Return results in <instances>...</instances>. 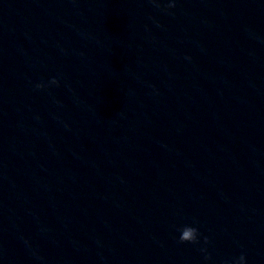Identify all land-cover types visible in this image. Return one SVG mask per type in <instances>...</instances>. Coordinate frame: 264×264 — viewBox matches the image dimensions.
Instances as JSON below:
<instances>
[{
  "label": "water",
  "instance_id": "obj_1",
  "mask_svg": "<svg viewBox=\"0 0 264 264\" xmlns=\"http://www.w3.org/2000/svg\"><path fill=\"white\" fill-rule=\"evenodd\" d=\"M241 254L264 264V0H0V264Z\"/></svg>",
  "mask_w": 264,
  "mask_h": 264
},
{
  "label": "clouds",
  "instance_id": "obj_2",
  "mask_svg": "<svg viewBox=\"0 0 264 264\" xmlns=\"http://www.w3.org/2000/svg\"><path fill=\"white\" fill-rule=\"evenodd\" d=\"M153 3H155V0H152ZM159 6V5H157ZM168 8H174L175 7V3L174 2H170L167 5ZM51 84L56 85L58 84V81L53 78L50 81ZM45 87V85L43 84H37L36 88L40 89ZM180 231V236H179V243H189V244H193V245H197L200 243V233H199V229L190 225H184L181 228L178 229ZM204 243L208 244L209 240L207 237H204ZM200 251H202L203 253H205V260H209L211 259L210 254L207 253V249L206 248H202L200 249ZM245 256L243 254H241L238 258V260L235 261V264H245Z\"/></svg>",
  "mask_w": 264,
  "mask_h": 264
}]
</instances>
